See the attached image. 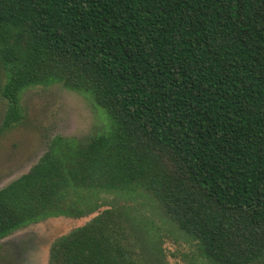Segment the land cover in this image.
Here are the masks:
<instances>
[{"label":"trees","instance_id":"1","mask_svg":"<svg viewBox=\"0 0 264 264\" xmlns=\"http://www.w3.org/2000/svg\"><path fill=\"white\" fill-rule=\"evenodd\" d=\"M0 66L4 129L27 89L53 84L113 121L86 142L54 138L0 190V241L141 190L205 259L264 264V0H0ZM132 225L124 205L105 209L49 264H149Z\"/></svg>","mask_w":264,"mask_h":264},{"label":"rangeland","instance_id":"2","mask_svg":"<svg viewBox=\"0 0 264 264\" xmlns=\"http://www.w3.org/2000/svg\"><path fill=\"white\" fill-rule=\"evenodd\" d=\"M5 82L6 72L0 66V190L28 173L54 138L86 142L113 130L107 111L96 105L90 94L69 90L62 84L27 89L21 96L23 119L4 129L7 101L1 88ZM138 192L132 198L106 194V205L101 204L97 213L83 218H50L14 232L0 241V264H49L51 247L59 238L116 204L124 205L134 218L130 237L141 262L214 264L201 256L196 243L163 215L149 195Z\"/></svg>","mask_w":264,"mask_h":264}]
</instances>
